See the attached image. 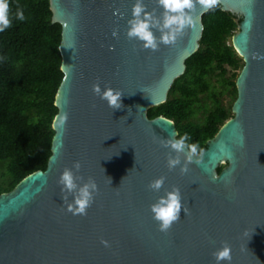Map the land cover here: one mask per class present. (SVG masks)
I'll return each instance as SVG.
<instances>
[{
    "label": "water",
    "instance_id": "obj_1",
    "mask_svg": "<svg viewBox=\"0 0 264 264\" xmlns=\"http://www.w3.org/2000/svg\"><path fill=\"white\" fill-rule=\"evenodd\" d=\"M144 2L162 11L155 0ZM133 3L49 0L51 20L61 25L63 73L51 154L44 170L0 193V264H215L212 253L223 242L232 248L230 264H264V59L253 58L264 54V0H221L220 9L237 21L231 44L243 66L232 116L206 141L201 163L184 175L179 166L168 170L170 149L160 144L177 138L173 121L149 118L147 109L165 101L185 59L198 49L204 12L197 8L174 46L152 52L126 36ZM96 82L102 90L120 89L123 107L113 110L94 95ZM77 160L79 175L94 178L99 188L86 216L66 210L57 182ZM161 175L163 188L151 191L149 182ZM173 185L189 212L182 209L181 219L162 233L150 205Z\"/></svg>",
    "mask_w": 264,
    "mask_h": 264
},
{
    "label": "trees",
    "instance_id": "obj_2",
    "mask_svg": "<svg viewBox=\"0 0 264 264\" xmlns=\"http://www.w3.org/2000/svg\"><path fill=\"white\" fill-rule=\"evenodd\" d=\"M10 8L12 26L0 32V193L46 168L57 113L54 96L63 77L61 25L51 20L49 0H10ZM17 9L23 10V21L15 17ZM201 21L198 49L185 59L165 101L148 108L147 116L171 119L177 138L187 133L189 143L203 148L232 116L243 61L231 44L237 30L231 12L218 6L204 12Z\"/></svg>",
    "mask_w": 264,
    "mask_h": 264
},
{
    "label": "clouds",
    "instance_id": "obj_3",
    "mask_svg": "<svg viewBox=\"0 0 264 264\" xmlns=\"http://www.w3.org/2000/svg\"><path fill=\"white\" fill-rule=\"evenodd\" d=\"M155 3L162 11L157 14V8L148 10L144 0H134L131 9V18L127 20L126 36L129 40L140 43L142 49L152 52L158 51L160 45L174 46L178 38L185 30L192 26L194 13L199 7L201 11L214 10L221 4V0H155ZM118 11V10H117ZM15 17L21 21L25 19L22 9H17ZM12 26V10L10 0H0V32ZM156 31L160 33L156 35ZM113 36H118V31L113 30ZM113 50V49H110ZM254 59H264V54L254 53ZM92 92L99 96L101 100L107 102L109 108L116 110L123 107L120 89L105 86L102 90L98 82L92 85ZM95 105H93L94 107ZM68 121V113L62 112L58 119L61 128L65 127ZM190 137L187 133L179 135L178 138L162 139L160 144L164 148L170 149L167 154L166 166L169 171L175 170L179 166L181 175L189 172V165L200 164L204 155V150L199 143H189ZM240 146H243V137L240 138ZM173 153H175L173 155ZM183 158V162H182ZM82 165L79 160L74 161L71 168L64 167L58 178L61 186V194L66 204V210L72 215L86 216L88 209L92 206L95 196L99 191L94 178L88 177L85 181L79 175ZM75 170V171H74ZM166 177L161 175L148 184V188L153 192H160L165 184ZM83 181V183H79ZM111 183V179L109 178ZM73 197L69 200V197ZM185 215L189 209L182 204L181 190L173 185L171 190H165L164 195H160L157 200L150 205L153 219L158 223V230L168 233L172 226L181 219V210ZM101 243L105 247H110L108 240L102 239ZM212 256L215 264L232 261V248L227 242H223L222 247L216 249Z\"/></svg>",
    "mask_w": 264,
    "mask_h": 264
},
{
    "label": "rangeland",
    "instance_id": "obj_4",
    "mask_svg": "<svg viewBox=\"0 0 264 264\" xmlns=\"http://www.w3.org/2000/svg\"><path fill=\"white\" fill-rule=\"evenodd\" d=\"M236 72H238V70H236ZM230 73H231V71H229L228 74H230ZM224 101H225L226 104H228V103L230 102V99H229V96H228V95H226V96L224 97ZM231 103H232V102H231ZM231 106H232V104H231ZM223 165H225V164H223Z\"/></svg>",
    "mask_w": 264,
    "mask_h": 264
}]
</instances>
